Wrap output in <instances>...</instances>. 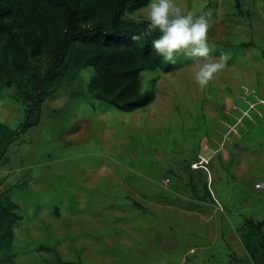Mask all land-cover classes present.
Masks as SVG:
<instances>
[{"label":"rangeland","instance_id":"1","mask_svg":"<svg viewBox=\"0 0 264 264\" xmlns=\"http://www.w3.org/2000/svg\"><path fill=\"white\" fill-rule=\"evenodd\" d=\"M174 3L207 16L225 68L201 90L191 60L162 58L139 73L152 99L131 112L99 97L92 66L66 68L0 160V200L21 216L0 264H264V0ZM147 5L125 18L147 21ZM8 55L0 123L17 129L30 73Z\"/></svg>","mask_w":264,"mask_h":264},{"label":"trees","instance_id":"2","mask_svg":"<svg viewBox=\"0 0 264 264\" xmlns=\"http://www.w3.org/2000/svg\"><path fill=\"white\" fill-rule=\"evenodd\" d=\"M149 1L0 0V71L12 77L8 70L9 54L16 72L31 76L18 86L24 88L22 93L28 101L22 124L11 129L0 123V160L7 145L36 124L43 100L57 88L66 68L76 64L94 68L91 87L114 108L131 112L148 104L152 94L138 93V76L141 71L160 65L162 57L152 46V40L160 33L155 31L132 40L134 34L146 32L148 21L127 19L125 13ZM234 1L239 7V0ZM23 11L43 30L41 38L31 41L35 27L24 17ZM93 16L95 19L87 23ZM43 45L48 50L46 65H32L31 58L41 54L45 49ZM20 217L0 200L1 242L11 239L13 224ZM237 264L244 263L238 261Z\"/></svg>","mask_w":264,"mask_h":264},{"label":"clouds","instance_id":"3","mask_svg":"<svg viewBox=\"0 0 264 264\" xmlns=\"http://www.w3.org/2000/svg\"><path fill=\"white\" fill-rule=\"evenodd\" d=\"M147 21L146 32L134 34L131 39L139 40L141 35L158 31L159 37L152 40L155 52L171 65H175L180 57L191 60L194 66H198L193 75L201 90L225 68L227 57L224 53L218 60L212 57L215 49L208 43L209 20L206 15L184 14L174 0H151L147 5Z\"/></svg>","mask_w":264,"mask_h":264},{"label":"built area","instance_id":"4","mask_svg":"<svg viewBox=\"0 0 264 264\" xmlns=\"http://www.w3.org/2000/svg\"><path fill=\"white\" fill-rule=\"evenodd\" d=\"M255 186H256V188H258V187H260V184H256Z\"/></svg>","mask_w":264,"mask_h":264}]
</instances>
